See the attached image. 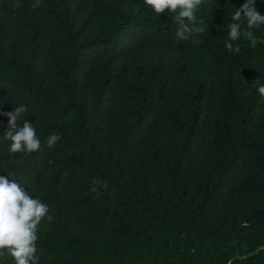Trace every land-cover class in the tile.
<instances>
[{"label":"trees","instance_id":"1","mask_svg":"<svg viewBox=\"0 0 264 264\" xmlns=\"http://www.w3.org/2000/svg\"><path fill=\"white\" fill-rule=\"evenodd\" d=\"M245 2L203 0L180 40L144 0H0V113L41 141L10 155L0 115V176L48 205L38 264H264V25L226 48Z\"/></svg>","mask_w":264,"mask_h":264},{"label":"clouds","instance_id":"2","mask_svg":"<svg viewBox=\"0 0 264 264\" xmlns=\"http://www.w3.org/2000/svg\"><path fill=\"white\" fill-rule=\"evenodd\" d=\"M203 0H144V4L157 15L166 11L174 14L173 21L178 25L176 36L180 40H188L196 34L206 31L204 21H197L195 15ZM41 0H34L33 9L40 6ZM256 0L246 2L235 10L229 24L226 48L229 52H239V45H233L232 41L240 39L241 35L251 42L253 47L257 39L252 29L264 25V15H261L256 7ZM242 18L247 22V30L242 29ZM187 21V22H186ZM193 43H199L193 39ZM258 92L264 96V85L258 87ZM27 111L24 105L15 106L14 111L0 113L8 117V129L4 133V139L10 141L8 148L10 155L16 153H33L40 149L41 141L36 134L33 123L25 120L22 127H17V119ZM47 146L52 148L59 141L56 133H51L47 138ZM95 185L91 190L97 191L100 185L107 187L104 181L93 179ZM47 218L51 221L48 205L38 198H33L29 192L17 182L10 181L5 176H0V256L5 253L10 255L14 264H38L37 254L38 226Z\"/></svg>","mask_w":264,"mask_h":264}]
</instances>
